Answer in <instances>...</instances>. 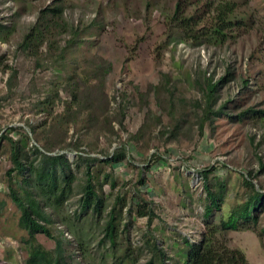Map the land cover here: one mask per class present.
Segmentation results:
<instances>
[{"label": "rangeland", "instance_id": "374dc122", "mask_svg": "<svg viewBox=\"0 0 264 264\" xmlns=\"http://www.w3.org/2000/svg\"><path fill=\"white\" fill-rule=\"evenodd\" d=\"M220 1L0 0V264H26L32 244L55 248L53 239H32L20 225L9 188L21 179L8 175L5 135L28 137L35 164L42 159L35 147L69 160L76 180L67 215L79 211L91 172L106 198L102 219L89 215L73 233L58 222L52 227L56 237L65 231L66 255L85 264H185L186 241L198 244L208 224L227 220L253 193L245 180L264 193V0H226L235 13L224 44L187 40L172 21L180 5L199 28L210 26ZM35 31L44 43L24 50ZM70 77L101 84L90 111L81 107L74 120ZM215 84L214 113L201 130ZM118 152L125 153L120 162L110 163ZM205 185L223 198L209 216ZM111 215L115 245L103 240ZM253 217L219 240L264 264V200Z\"/></svg>", "mask_w": 264, "mask_h": 264}, {"label": "trees", "instance_id": "16d2710c", "mask_svg": "<svg viewBox=\"0 0 264 264\" xmlns=\"http://www.w3.org/2000/svg\"><path fill=\"white\" fill-rule=\"evenodd\" d=\"M214 4L212 5L213 10L216 12L214 23L201 28H199V22L194 20L196 17L184 13L178 5L172 21L178 24L180 35L187 40L205 39L217 44H224L228 38L226 32L234 24L235 7L233 3L226 0ZM40 35V31L30 33L20 46L26 51H37L44 43V41H37ZM98 87L101 88L100 82L91 87L83 86L74 77H70L65 90L71 96L68 111H70L69 116H72L73 120L77 112H80L81 107H86L90 111L92 104L95 102L94 100L97 99L95 95L98 92ZM208 88L204 110L205 119L201 124V130L204 128L205 121L209 119V115L214 113L212 108L216 84L210 85ZM220 113L217 112V114ZM53 127L58 130L57 126ZM4 138L9 142L13 162V167L8 175L11 178L14 175H19L21 179L20 187L11 186L9 188V196L12 202L21 211L20 225L32 239H35L37 233H41L55 241V248L52 251L43 249L39 244H32L29 249L30 257L26 264H85L84 261L76 260L74 252H70L69 256L66 255V245L70 241H65L63 237L65 231L63 230H59V236L56 237L52 227L55 222H58L73 233L78 223L81 224L92 215L96 217V220L102 219L107 206L106 198L97 190L91 172L87 171V180L83 185V194L79 200V211L74 212L73 215H67L62 211L63 205L74 191L76 177L65 155L47 156L35 147L34 151L42 157L40 163L35 164L34 158L32 159L33 153L29 149L28 137L14 139L9 135H5ZM43 148L46 153H51L54 150L53 145L49 143H44ZM124 154V152L114 154L110 158V163L120 162ZM209 174L208 171H204L206 179ZM245 185L252 187L253 193L246 201L235 207L227 220H223L219 225L208 224L207 230L198 244H191L186 241L188 249L185 264H251L242 250L231 249L219 240L220 233L238 229L241 219H254L253 209L264 200V193L256 190L252 182L245 180ZM220 188L223 191L225 184H221ZM205 189L208 200L206 215L209 216L215 207H220L223 198L220 194L218 196L214 194L213 189L209 186L205 185ZM53 214L57 216V221L53 219ZM146 215L149 216L150 222L155 218L152 210L147 211ZM114 221L115 217L111 215L104 226L105 235L103 240L109 241L110 245H115L117 239ZM76 237L79 241V249L82 250V254H85V242L81 239L80 232H77ZM161 255L164 256L163 253Z\"/></svg>", "mask_w": 264, "mask_h": 264}]
</instances>
